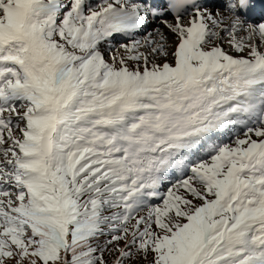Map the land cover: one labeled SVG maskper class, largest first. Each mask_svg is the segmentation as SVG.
<instances>
[{"label":"snow or ice","instance_id":"obj_1","mask_svg":"<svg viewBox=\"0 0 264 264\" xmlns=\"http://www.w3.org/2000/svg\"><path fill=\"white\" fill-rule=\"evenodd\" d=\"M0 264H264V0H0Z\"/></svg>","mask_w":264,"mask_h":264}]
</instances>
